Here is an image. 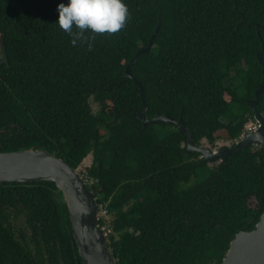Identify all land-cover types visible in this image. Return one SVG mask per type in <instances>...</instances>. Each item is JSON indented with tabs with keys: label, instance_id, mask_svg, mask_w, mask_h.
Wrapping results in <instances>:
<instances>
[{
	"label": "trees",
	"instance_id": "16d2710c",
	"mask_svg": "<svg viewBox=\"0 0 264 264\" xmlns=\"http://www.w3.org/2000/svg\"><path fill=\"white\" fill-rule=\"evenodd\" d=\"M124 2L125 29L97 36L89 52L56 24L67 0H0V110H11L0 113V129H11L0 152L38 146L79 170L111 216L117 264H220L233 233L252 230L264 211L263 150L212 165L187 151L177 126L144 127L139 86L121 75L160 20L133 67L145 117L181 115L198 145L238 139L263 80L264 0ZM256 109L264 112V92ZM0 253L10 264H83L53 182L0 185Z\"/></svg>",
	"mask_w": 264,
	"mask_h": 264
},
{
	"label": "water",
	"instance_id": "95a60500",
	"mask_svg": "<svg viewBox=\"0 0 264 264\" xmlns=\"http://www.w3.org/2000/svg\"><path fill=\"white\" fill-rule=\"evenodd\" d=\"M160 28L159 20L148 45L136 51L121 75V78L133 79L139 86L142 108L137 114V119L142 122L143 126L147 127L153 123L177 126L179 132L187 137V151L200 153L201 158L209 163L228 159L256 143L264 144V122L256 110L259 96L264 92V61L262 58L264 42H262V50L257 54L258 61L263 68L262 85L255 91L253 99L246 100L254 116L262 125L255 132L243 134L233 147L217 149L196 144L193 141L192 131L186 127V121L181 115L176 120L168 114L152 119L145 117L146 94L142 83L133 74V67L139 57L151 49ZM257 35L261 39L260 24H257ZM6 62L8 60L3 47L0 64ZM28 182H53L56 185L61 193V201L66 204L77 250L83 264H117L113 251L107 244L106 234L99 224L100 205L96 197L97 192L92 189L78 170L72 168L54 152L38 146L0 152V185ZM261 200L264 203V197ZM220 264H264V211L252 230L233 233L229 248Z\"/></svg>",
	"mask_w": 264,
	"mask_h": 264
},
{
	"label": "clouds",
	"instance_id": "9594fccd",
	"mask_svg": "<svg viewBox=\"0 0 264 264\" xmlns=\"http://www.w3.org/2000/svg\"><path fill=\"white\" fill-rule=\"evenodd\" d=\"M56 24L71 38L73 47L77 42L93 51L92 43L97 36H113L125 29L131 16L124 0H67L57 6ZM91 33V37H86ZM91 41V42H90Z\"/></svg>",
	"mask_w": 264,
	"mask_h": 264
},
{
	"label": "flooded vegetation",
	"instance_id": "af4514ba",
	"mask_svg": "<svg viewBox=\"0 0 264 264\" xmlns=\"http://www.w3.org/2000/svg\"><path fill=\"white\" fill-rule=\"evenodd\" d=\"M2 58V57H1ZM0 58V59H1ZM3 64V63H2ZM1 65V64H0ZM259 101V100H258ZM258 103V102H257ZM257 105V104H256ZM5 106V105H4ZM250 106V105H249ZM251 108V107H250ZM257 110V109H256ZM1 111L2 112H5V113H7V114H10L11 113V110L10 109H8V107L7 106H5L4 108L2 107V109L0 110V113H1ZM252 111V110H251ZM258 111V110H257ZM258 113L260 114V116H261V119H262V121L264 122V112H259L258 111ZM2 115V114H1ZM252 115H253V120H251V121H249V123L246 125V127H247V130L243 133V134H246V133H249V132H255V130H257V129H260V127H261V125H262V123L254 116V114H253V112H252ZM1 119V118H0ZM17 127H19V124H16V123H14ZM6 131H8V132H10L11 131V129H9V130H6L5 128H3V129H0V136L2 135V134H4ZM242 134V135H243ZM263 136H264V134H263ZM241 137V136H240ZM240 137L238 138V139H235L234 141H228L227 142V145H225L224 147H233L234 145H235V143L240 139ZM252 149H254V150H260V149H262L263 150V160H264V144H262V143H256V144H254V145H251L250 146ZM217 149L218 148H220V147H216ZM9 254H10V252H9ZM0 264H10L8 261H7V259H6V257L4 256H2V254L0 253Z\"/></svg>",
	"mask_w": 264,
	"mask_h": 264
},
{
	"label": "rangeland",
	"instance_id": "374dc122",
	"mask_svg": "<svg viewBox=\"0 0 264 264\" xmlns=\"http://www.w3.org/2000/svg\"><path fill=\"white\" fill-rule=\"evenodd\" d=\"M91 105H92V107H93V111H98L99 107H98L97 104L91 102ZM204 144H205V146H208V147H209V145H208L206 142H204ZM225 145H227V142H222V143H219V144H218V147L222 148V147H224ZM91 160H92V154H89V155L87 156V158L84 159L83 164L80 166V168H81V169H84L85 166H88V165L91 163ZM218 162H219V161H216L215 163H212V165H214V164H218ZM78 171H79V170H78ZM102 213H103V212H101V208H100V215H101L102 217H104V215H103ZM104 218L107 220V224L105 225L106 227H102V228H103L104 232H106V233L108 234V231H106V228L109 229V226L111 225V221H112V219H111V216H109V217L106 216V217H104ZM108 224H109V225H108ZM100 227H101V226H100ZM106 233H105V234H106Z\"/></svg>",
	"mask_w": 264,
	"mask_h": 264
},
{
	"label": "built area",
	"instance_id": "2783aa9c",
	"mask_svg": "<svg viewBox=\"0 0 264 264\" xmlns=\"http://www.w3.org/2000/svg\"><path fill=\"white\" fill-rule=\"evenodd\" d=\"M90 184L92 185V181H90ZM101 208V207H100ZM101 212H103L102 214L103 215H105V213H106V211L105 210H103V209H101ZM101 216V215H100ZM100 216H99V218H100Z\"/></svg>",
	"mask_w": 264,
	"mask_h": 264
}]
</instances>
